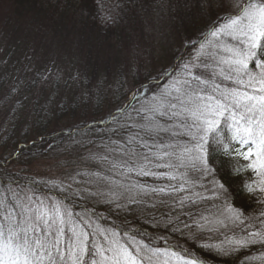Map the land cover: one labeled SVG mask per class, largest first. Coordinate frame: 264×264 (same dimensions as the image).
I'll list each match as a JSON object with an SVG mask.
<instances>
[{"label": "snow or ice", "instance_id": "snow-or-ice-1", "mask_svg": "<svg viewBox=\"0 0 264 264\" xmlns=\"http://www.w3.org/2000/svg\"><path fill=\"white\" fill-rule=\"evenodd\" d=\"M180 2L161 0L159 7ZM197 6L205 15L213 7L222 14L208 23L198 44L192 42L193 54L181 56L175 75L162 74L166 83L151 96L139 89L133 93L131 99L143 98L134 109L142 123L132 125L140 131L125 146L108 148L120 153L119 159L89 154V161L108 165L124 179L84 170L69 175V183L54 178L33 181L23 194L8 189L11 199L0 197V264H205L181 245H155L144 231L105 227L102 217L92 218L94 210L75 212L67 196L39 194L41 184L81 199L99 197L117 211L167 197L161 199L169 204L166 215L156 218L140 209L146 223L201 241V248L221 257L255 250L258 254L248 259L264 264V0H207L206 5L197 0ZM116 20L114 14L101 18L104 24ZM210 148L235 162V174L251 172L243 190L255 197L258 215L233 206ZM133 176L168 183L148 184ZM101 182L110 187L73 189L76 183Z\"/></svg>", "mask_w": 264, "mask_h": 264}, {"label": "rangeland", "instance_id": "rangeland-1", "mask_svg": "<svg viewBox=\"0 0 264 264\" xmlns=\"http://www.w3.org/2000/svg\"><path fill=\"white\" fill-rule=\"evenodd\" d=\"M59 2L60 0L58 3L57 0H21L18 3L16 0H0V75L3 78L0 84V138L5 135L12 122L17 124L16 137L23 133V128L32 122L35 100L46 102L52 95L57 97L54 92L60 97L75 92L82 93L85 77L89 78L93 89L101 84L107 92L109 101L105 103L103 110L119 106L116 103L111 107L110 103L111 95L119 82L123 83L128 100L136 101L141 98L137 96L136 99H131L137 90L135 80L141 84V92L151 96L157 90V85H162L163 79L153 78L166 73L175 75L172 69L181 62V56L187 59L193 54L192 42L195 39L192 32L203 25L204 15L192 5V1L187 2V7L179 4L184 9L177 18H173L175 14L171 16L173 12L168 13L167 6L159 9L160 11L147 6L136 10L140 13L123 28L119 40L112 38L115 36L103 40L96 38L95 32L88 30L79 14L71 8L63 9ZM200 2L207 4V0ZM61 5L65 6L63 1ZM147 78L152 80L145 82ZM17 104L20 111L18 116H13ZM120 104L123 109L127 106V103ZM127 123L132 125L139 121L131 116ZM35 137L30 128L29 140L33 142ZM80 146V142L71 143L69 149L59 150L51 156L18 161L16 168H26L38 181L61 178L69 183V175L84 170L103 171L113 179H124L116 171H108V165L88 159L90 153L119 159L120 153L109 152L108 148L97 149L92 145L86 149ZM2 147L0 145V153L3 151ZM133 179L136 177L133 176ZM77 180H87V177H77ZM43 186L48 187L46 184ZM78 187L106 191L110 186L104 182L73 184V189ZM25 189L23 187L17 192L23 194ZM39 194L62 196L54 189ZM93 200L104 205L99 197H94ZM120 202L126 203L124 200ZM145 204L138 207L143 208ZM71 206L74 208V205ZM111 207L115 209L114 205Z\"/></svg>", "mask_w": 264, "mask_h": 264}, {"label": "trees", "instance_id": "trees-1", "mask_svg": "<svg viewBox=\"0 0 264 264\" xmlns=\"http://www.w3.org/2000/svg\"><path fill=\"white\" fill-rule=\"evenodd\" d=\"M16 1L19 3L21 0ZM62 1L65 6L61 5ZM190 1L193 2L192 5L200 9L197 6V0H187L188 3ZM59 3V6L63 9L71 8L79 14L84 19L83 24L85 26L87 24L88 30L95 32L96 38L98 37V39L103 40H108L111 36H115L112 38L119 40L123 28L129 24L130 20L136 19L138 13H140L136 10L147 6L157 8V10L164 9L163 7H159L161 0H60ZM179 4L184 6L183 0L171 6L165 5L169 9V14L173 12L171 16L175 14L173 18H177L180 12H183L184 8H180ZM105 14L116 15V22L111 24L102 23L101 18ZM217 14L222 13H218L217 9L213 8L207 12V15L203 14V25L199 26L197 31L192 32L196 42H199L201 33L206 30L210 21L216 19ZM162 77L163 75H160L153 79L158 80ZM2 79L0 75V84ZM151 80L152 78H147L145 82ZM164 82L163 78L161 83L163 84ZM134 83L136 88L141 92L143 89L141 88V84L137 80ZM83 87L82 93L75 92L72 95L60 97L57 92H54V95H57V97L52 95L46 102L35 100L32 122L23 128V133L19 135L20 138L15 135L17 124L15 122L10 123V128L0 138V145L3 146V151L0 153V197L10 200L11 192L7 191L8 189L20 191L21 188L32 185L33 181H38L26 168L17 169L16 164L18 161H31L51 156L59 150L69 149L71 143L80 142V147L84 149L91 145L97 147V149L123 147L126 145L131 134L140 131L138 128L132 127L133 124L131 125L127 122L131 116H134L139 123H142L140 117L134 111L135 108L141 107L143 103L142 97L136 101L128 100L123 89V83L119 82L115 86L114 93L110 99L111 107L116 103L119 106L103 110V106L109 101V96L101 84L93 89L90 86L89 78L85 77ZM124 97L125 99L123 100ZM120 103H127L126 107L128 110L124 111ZM118 108L121 109L119 113H117ZM18 111L20 110L17 104L12 115L16 116L19 113ZM65 119L67 120L65 121ZM63 123H65L64 126H61ZM30 128L31 132L36 136L33 142L29 140ZM113 141H118L119 145L113 144ZM210 153V159L216 169L217 178L228 189L233 206L240 208L246 215H258V205L255 203V197H250L243 190L245 180L252 179L251 172L235 174L232 170L235 163L233 160L220 152H215L213 148H210ZM241 163L244 162L241 160ZM136 179L148 184L164 185L168 183L166 179L154 180L151 177H136ZM43 188L44 190H42ZM48 189L49 187H45L43 184L39 186V192ZM60 194L62 195L61 197H68L67 202L74 205V208H72L75 212H83L85 209L94 210L95 215L92 218L95 220L97 216L102 217L100 223L105 227H116L121 231H144L148 233L149 237L153 238L152 242L155 245L160 247H176L177 245H181L187 248L191 254L203 259L205 264H258V262L248 259L249 256L258 254L255 250H242L239 255L221 257L214 252L201 248V241L189 240L179 234L172 233L170 230H165L163 227L156 228L151 223L145 222L146 216L141 214L139 205H129L130 212L117 211L111 207V204L104 203L103 205V203L101 204L93 200L94 198L81 199L78 196L72 195V193L60 192ZM161 199L167 200L168 198H147V204L144 205L143 209L146 210L148 216L159 218L162 214L166 215L169 212V204L161 203ZM153 202L156 204L155 208L151 206ZM200 207H210V205H200ZM186 210L195 211V209L190 207ZM204 235L207 238L210 234L205 233ZM160 237H167V239H160ZM218 238L223 239L222 236ZM208 242H214V240Z\"/></svg>", "mask_w": 264, "mask_h": 264}]
</instances>
